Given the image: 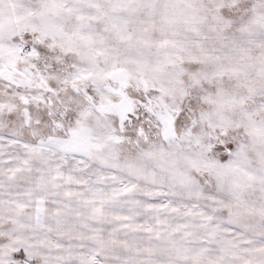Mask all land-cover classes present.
Wrapping results in <instances>:
<instances>
[{
	"label": "snow or ice",
	"instance_id": "6c2138e0",
	"mask_svg": "<svg viewBox=\"0 0 264 264\" xmlns=\"http://www.w3.org/2000/svg\"><path fill=\"white\" fill-rule=\"evenodd\" d=\"M0 264H264V0H0Z\"/></svg>",
	"mask_w": 264,
	"mask_h": 264
}]
</instances>
